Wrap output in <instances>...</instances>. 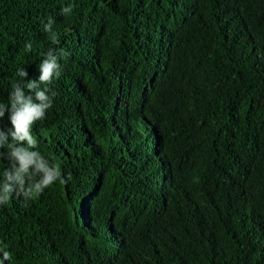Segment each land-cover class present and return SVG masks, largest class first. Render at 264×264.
Masks as SVG:
<instances>
[{
	"label": "trees",
	"instance_id": "1",
	"mask_svg": "<svg viewBox=\"0 0 264 264\" xmlns=\"http://www.w3.org/2000/svg\"><path fill=\"white\" fill-rule=\"evenodd\" d=\"M61 48L0 264H264V0H0V102Z\"/></svg>",
	"mask_w": 264,
	"mask_h": 264
},
{
	"label": "clouds",
	"instance_id": "2",
	"mask_svg": "<svg viewBox=\"0 0 264 264\" xmlns=\"http://www.w3.org/2000/svg\"><path fill=\"white\" fill-rule=\"evenodd\" d=\"M71 10L70 6L63 7L61 13L68 15ZM52 23L48 21L45 31H52ZM31 47V43H27L25 50ZM68 55L62 48L49 49L39 66V76L27 79L26 82H13L8 103L0 102V121L7 114L11 125L7 130L0 127V148L7 147L9 161V166L2 173L3 179L0 180V205H6L13 193L27 201L58 180L61 183L67 182L61 179L59 167L36 150L37 140L32 135V125L44 119L46 111L52 106L57 93L48 85L54 76L60 75L58 58H66ZM17 75L27 78L28 72L25 68H19ZM2 259L10 260L11 254L3 251Z\"/></svg>",
	"mask_w": 264,
	"mask_h": 264
}]
</instances>
